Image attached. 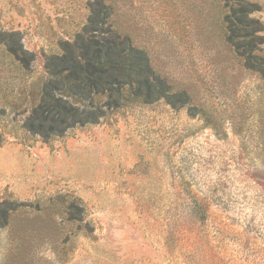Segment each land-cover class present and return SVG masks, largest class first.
<instances>
[{
  "label": "rangeland",
  "instance_id": "1",
  "mask_svg": "<svg viewBox=\"0 0 264 264\" xmlns=\"http://www.w3.org/2000/svg\"><path fill=\"white\" fill-rule=\"evenodd\" d=\"M86 30L188 103L125 86L78 103L94 123L28 132L48 59ZM0 264H264V0H0Z\"/></svg>",
  "mask_w": 264,
  "mask_h": 264
},
{
  "label": "trees",
  "instance_id": "2",
  "mask_svg": "<svg viewBox=\"0 0 264 264\" xmlns=\"http://www.w3.org/2000/svg\"><path fill=\"white\" fill-rule=\"evenodd\" d=\"M236 16L244 38L252 35L248 28L256 22L248 15L254 9L242 4ZM93 23V20H92ZM88 30L80 34L73 44H66L62 55L52 56L47 62L48 78L44 83L38 103L23 122L28 132L49 139L64 135L70 128L94 123L102 117L98 111L81 110L78 103L98 95L121 96L125 86L129 94L145 103L164 99L172 108L188 103L185 92L173 93L166 82L150 65L145 51L133 46L127 38L116 36L110 40H89ZM15 34H6L10 40ZM237 29L230 27L229 40L234 42ZM262 41L261 37H257ZM8 43V40H7ZM235 43V42H234ZM239 47V44H236ZM239 49V48H238ZM10 53L25 69L27 59L20 50L10 48ZM246 66H255L246 58ZM8 216L5 215V219Z\"/></svg>",
  "mask_w": 264,
  "mask_h": 264
}]
</instances>
